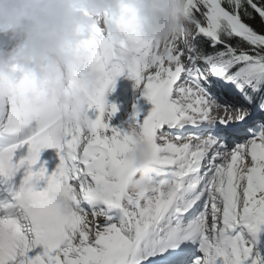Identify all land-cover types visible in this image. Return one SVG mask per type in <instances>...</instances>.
<instances>
[{
  "label": "snow or ice",
  "instance_id": "snow-or-ice-1",
  "mask_svg": "<svg viewBox=\"0 0 264 264\" xmlns=\"http://www.w3.org/2000/svg\"><path fill=\"white\" fill-rule=\"evenodd\" d=\"M185 8L191 34L167 44L140 39L125 8L127 61L94 26L83 52L102 75L73 77L71 120L34 80L0 75V264H264V0ZM125 70L154 107L113 126L105 94ZM131 127L168 190L129 191Z\"/></svg>",
  "mask_w": 264,
  "mask_h": 264
},
{
  "label": "clouds",
  "instance_id": "clouds-1",
  "mask_svg": "<svg viewBox=\"0 0 264 264\" xmlns=\"http://www.w3.org/2000/svg\"><path fill=\"white\" fill-rule=\"evenodd\" d=\"M185 4L186 0H0V34L14 41L10 49L0 48V75L13 81L34 80L46 93L42 102L52 108L63 106L65 118L71 120L84 107L73 77L79 74L94 88L102 75L83 52L91 29L98 25L116 45V56L127 61L137 44L119 22L125 8L135 10L140 39L167 44L191 34ZM130 131L137 142L126 156L136 169L129 191L143 196L156 187L168 190L167 178L154 182L158 165L151 143L139 138L137 128ZM58 202L70 211L65 199Z\"/></svg>",
  "mask_w": 264,
  "mask_h": 264
},
{
  "label": "bare ground",
  "instance_id": "bare-ground-1",
  "mask_svg": "<svg viewBox=\"0 0 264 264\" xmlns=\"http://www.w3.org/2000/svg\"><path fill=\"white\" fill-rule=\"evenodd\" d=\"M131 79L135 81V79L133 77H131ZM135 95H136V93H135ZM136 96L137 97H133L132 96L131 105H129L127 98L125 100L123 99L122 101H119V103H120L119 111L112 118V121H111V123H112L113 126H122V125H125L131 119L130 114H131L132 109H135V110L138 109L139 111L142 109L141 106H140V104H139V102L141 101V100H139V97L140 96H143L142 92H140V89L137 90V95ZM134 99H138L139 102L135 106H132L133 105L132 102L134 101ZM144 99H146V101H148L146 97H144L142 100H144ZM106 100H107V102L109 104H112V103L115 102L110 97H106ZM124 105H125V107H123ZM128 107H130V108H128ZM94 115H98V113H95ZM254 119H260V117L259 116L258 117L256 116Z\"/></svg>",
  "mask_w": 264,
  "mask_h": 264
},
{
  "label": "rangeland",
  "instance_id": "rangeland-1",
  "mask_svg": "<svg viewBox=\"0 0 264 264\" xmlns=\"http://www.w3.org/2000/svg\"><path fill=\"white\" fill-rule=\"evenodd\" d=\"M137 89H140V88H138V87H135V88H133L131 91H129L128 93H130V96L127 98L128 99V103H129V105H131V100H132V96L133 97H136V95H137ZM136 93V95H135V93ZM137 101V102H136ZM138 99H134V101L132 102L133 103V105L132 106H135L136 104H138ZM141 103H143V104H145V106H147V108L151 111V109L153 108V105L150 103V102H148V101H146V99H144V101H141ZM115 104H117L118 106H120V103L119 102H115ZM131 106V107H132ZM123 107H125V105L123 106ZM128 108H130V107H128ZM258 117V116H257ZM132 119V118H131Z\"/></svg>",
  "mask_w": 264,
  "mask_h": 264
},
{
  "label": "trees",
  "instance_id": "trees-1",
  "mask_svg": "<svg viewBox=\"0 0 264 264\" xmlns=\"http://www.w3.org/2000/svg\"><path fill=\"white\" fill-rule=\"evenodd\" d=\"M253 26L258 27V26H259V25H258V21L255 22ZM204 47H205L209 52L213 51V49H212L207 43L204 44Z\"/></svg>",
  "mask_w": 264,
  "mask_h": 264
}]
</instances>
